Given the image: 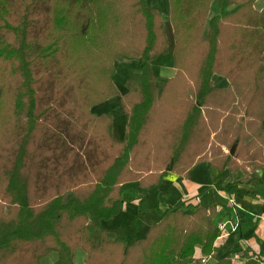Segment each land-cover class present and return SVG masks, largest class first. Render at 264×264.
<instances>
[{
  "label": "trees",
  "instance_id": "obj_1",
  "mask_svg": "<svg viewBox=\"0 0 264 264\" xmlns=\"http://www.w3.org/2000/svg\"><path fill=\"white\" fill-rule=\"evenodd\" d=\"M255 1L169 0L177 72L160 89L151 61L168 52V37L148 0H0V264H44L49 251L58 257L48 264H78V247L85 264H190L197 247L216 250L217 204L160 209L131 240L99 221L120 212L131 180L159 187L169 170L187 177L206 160L230 194L237 181L222 186L226 170L249 161L257 178L264 6ZM125 59L140 63L118 96V139L112 112L97 107L119 94ZM215 72L229 85L214 83Z\"/></svg>",
  "mask_w": 264,
  "mask_h": 264
},
{
  "label": "crops",
  "instance_id": "obj_2",
  "mask_svg": "<svg viewBox=\"0 0 264 264\" xmlns=\"http://www.w3.org/2000/svg\"><path fill=\"white\" fill-rule=\"evenodd\" d=\"M132 71H127L124 78L126 75L128 77ZM165 73L163 72V75ZM227 82V80L223 81L222 85L228 84ZM109 107H112L110 108L112 110L114 108L122 110L118 106L109 105ZM117 130L119 128L115 126L113 118L114 135L117 137L123 134L124 136L122 126L120 134ZM204 164L206 168H209L210 178L208 179L205 178L203 169L199 167L201 164L198 163L190 169L187 177L169 170L159 187L152 185L144 189L137 181L122 183L120 190L124 201L120 212L112 217H117L113 228L121 227L131 240L144 236L148 229L159 221L160 209L179 204L186 206V209H194L197 204L205 207L217 204L214 222L217 225L226 222L228 233L216 239L217 248L211 255H203L201 248L197 247L190 264H218V261L225 257H230L233 264H264V167L255 171L256 179L252 176L251 170L238 169L236 172L226 170L221 180L222 186L225 187L229 182L237 181L235 193L230 194L225 188H219L214 183L216 169L211 165V161L206 160ZM150 188H152L153 195L148 190ZM154 188L157 190L155 195ZM214 191L217 194L216 197H221V201L213 198ZM232 196L235 204L230 201ZM223 197L225 200L222 199ZM136 207L145 213L138 218H132L129 216L130 210ZM100 225H102L101 222ZM234 226H236L235 229H233Z\"/></svg>",
  "mask_w": 264,
  "mask_h": 264
},
{
  "label": "rangeland",
  "instance_id": "obj_3",
  "mask_svg": "<svg viewBox=\"0 0 264 264\" xmlns=\"http://www.w3.org/2000/svg\"><path fill=\"white\" fill-rule=\"evenodd\" d=\"M148 3L151 7L160 11L163 22H164V29H165L166 35L168 37V49H169L168 52L159 54L157 58H155L153 61H151V65L153 66L154 73L157 76L156 83H157L158 87L161 89L164 85L165 79L173 77L177 72V68L174 66L173 50H174V46H175V40H174V36H173L174 35L173 34V26H172L170 14H169V0H148ZM263 6H264V0H256L255 1L254 7L256 9L260 10V9H262ZM212 7L213 8H212L210 15H209L210 17H211V15H213L215 13V10L217 9L216 2H214ZM139 63H140V61L137 59L118 60L116 62V73L114 75V80H115V82L119 88V94L116 96H112L107 100V103L110 106H118V108L121 107L119 105L118 96L123 95L125 92V85L127 83V75H126V78H124V76L127 73V71L129 72L132 70H134V71L138 70L139 69V67H138ZM165 68L167 70H164ZM163 72H166V73L163 75ZM162 75H163V77L161 78ZM226 80L228 81L227 82L228 84L222 85V82L226 81ZM213 81H214V83H216L219 86L225 87V86L229 85L228 78L226 76H224L223 74H220L218 72H215L213 74ZM1 85L2 84L0 83V87H1ZM109 105L106 104L105 106H103V105L98 106L97 110H101V109L110 110L112 112V114L114 115L113 118L115 119V126L119 128V130H117V132L119 131V134H120V130H121V126H122L124 134H125L126 122H124V114L116 108H114V110L110 109L112 107H109ZM22 116H24V114ZM249 117H254V116L252 115ZM214 135H215V132H213L211 134V136H214ZM117 137L122 139L123 134L118 135ZM220 143H221V150L224 152H228L229 151V147H228L229 140L227 139V141L226 140L220 141ZM261 143L262 142L258 141V143H256L254 146H256L257 144L262 145ZM209 152L211 153V149H209ZM204 162L205 161L200 162L201 165L199 167L201 169H203L204 176H205V178L208 179V178H210V174L208 173L209 168L208 167L206 168V164H204ZM250 164L251 163L249 161H247L244 164L245 166H242L240 169H242L244 171H250L251 170ZM165 176H166V174H165ZM131 182H134V180H131ZM211 182H212V179H211ZM140 186L142 188L146 189V187L144 185H140ZM148 190H150L152 192V188H150ZM154 190H155L154 191V195H155L157 190L155 188H154ZM175 191L176 190L174 189V192ZM213 193H214L213 198H215V200L218 199V201H221V197H216L217 194L215 193V191ZM152 195H153V192H152ZM227 198L229 199V197H227ZM222 199L225 200L224 197ZM130 212L131 213H129V216H131L132 218H138V217H140V215H144V213H145L144 211L141 212L139 210V208H137V207L131 208ZM140 212H141V214H140ZM116 221H117V217L112 218L109 221L101 220L100 222H101L102 226L105 228H113L116 224ZM87 256H88V253L83 248H80V247L76 248L74 258L78 264H85ZM194 256H195V254H194ZM57 257H58V253L56 251H49L43 256L42 262L44 264L52 263L57 259Z\"/></svg>",
  "mask_w": 264,
  "mask_h": 264
},
{
  "label": "built area",
  "instance_id": "obj_4",
  "mask_svg": "<svg viewBox=\"0 0 264 264\" xmlns=\"http://www.w3.org/2000/svg\"><path fill=\"white\" fill-rule=\"evenodd\" d=\"M230 201L233 202V203L235 204V200H234V197H233V196L230 198ZM218 227H219V229L221 230V235H223V234H227V233H228V231H227V229H226V222H221V223H219V224H218ZM235 227H236V226H234L233 229H235Z\"/></svg>",
  "mask_w": 264,
  "mask_h": 264
}]
</instances>
